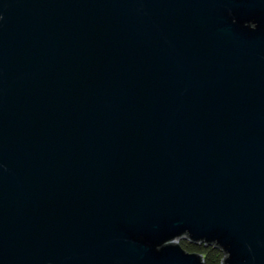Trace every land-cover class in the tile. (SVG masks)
Listing matches in <instances>:
<instances>
[{"label": "water", "instance_id": "1", "mask_svg": "<svg viewBox=\"0 0 264 264\" xmlns=\"http://www.w3.org/2000/svg\"><path fill=\"white\" fill-rule=\"evenodd\" d=\"M264 264V0H0V264Z\"/></svg>", "mask_w": 264, "mask_h": 264}, {"label": "trees", "instance_id": "2", "mask_svg": "<svg viewBox=\"0 0 264 264\" xmlns=\"http://www.w3.org/2000/svg\"><path fill=\"white\" fill-rule=\"evenodd\" d=\"M183 249L191 254H199L204 257L205 264H222L225 254L215 246L206 247L203 244H191L189 242H181Z\"/></svg>", "mask_w": 264, "mask_h": 264}]
</instances>
